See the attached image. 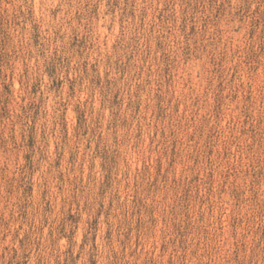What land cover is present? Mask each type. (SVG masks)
Instances as JSON below:
<instances>
[{
  "label": "rangeland",
  "instance_id": "rangeland-1",
  "mask_svg": "<svg viewBox=\"0 0 264 264\" xmlns=\"http://www.w3.org/2000/svg\"><path fill=\"white\" fill-rule=\"evenodd\" d=\"M0 264H264V0H0Z\"/></svg>",
  "mask_w": 264,
  "mask_h": 264
}]
</instances>
